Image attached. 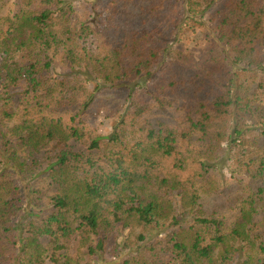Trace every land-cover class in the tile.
Returning <instances> with one entry per match:
<instances>
[{
    "label": "trees",
    "instance_id": "trees-1",
    "mask_svg": "<svg viewBox=\"0 0 264 264\" xmlns=\"http://www.w3.org/2000/svg\"><path fill=\"white\" fill-rule=\"evenodd\" d=\"M243 1L0 0V264H264Z\"/></svg>",
    "mask_w": 264,
    "mask_h": 264
},
{
    "label": "rangeland",
    "instance_id": "rangeland-1",
    "mask_svg": "<svg viewBox=\"0 0 264 264\" xmlns=\"http://www.w3.org/2000/svg\"><path fill=\"white\" fill-rule=\"evenodd\" d=\"M250 0H244L242 2V11L243 14L249 18H251L248 2ZM188 49L190 50L191 53H197L198 49L196 47V44L194 42V38L189 42ZM148 99L147 96L141 91L139 92L137 97H134L133 104H132V114L133 116L140 115L144 110L146 105L148 104Z\"/></svg>",
    "mask_w": 264,
    "mask_h": 264
}]
</instances>
